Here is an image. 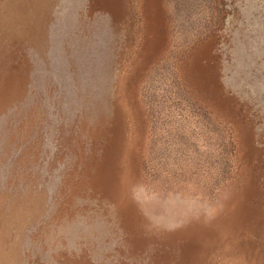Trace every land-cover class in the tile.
<instances>
[{"label": "rangeland", "instance_id": "rangeland-1", "mask_svg": "<svg viewBox=\"0 0 264 264\" xmlns=\"http://www.w3.org/2000/svg\"><path fill=\"white\" fill-rule=\"evenodd\" d=\"M0 264H264V0H0Z\"/></svg>", "mask_w": 264, "mask_h": 264}]
</instances>
